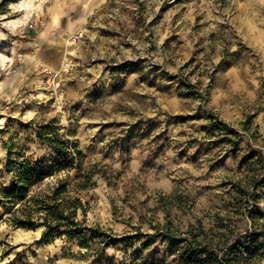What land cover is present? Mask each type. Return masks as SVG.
Wrapping results in <instances>:
<instances>
[{
  "label": "rangeland",
  "instance_id": "1",
  "mask_svg": "<svg viewBox=\"0 0 264 264\" xmlns=\"http://www.w3.org/2000/svg\"><path fill=\"white\" fill-rule=\"evenodd\" d=\"M19 1L0 4V264H139L137 251L162 249L142 245L166 222L184 230L218 214L235 234L250 227L233 187L250 175L247 145L264 155V0ZM214 119L242 134L235 156L206 133ZM55 138L93 171L79 220L137 239L100 252L96 239L84 248L12 225L8 150L41 160Z\"/></svg>",
  "mask_w": 264,
  "mask_h": 264
},
{
  "label": "trees",
  "instance_id": "2",
  "mask_svg": "<svg viewBox=\"0 0 264 264\" xmlns=\"http://www.w3.org/2000/svg\"><path fill=\"white\" fill-rule=\"evenodd\" d=\"M17 1L1 0L0 4ZM245 124L248 122L242 124L243 130L246 129ZM207 128L206 133L215 135L217 143L227 145L233 156L240 151L242 134L238 130L219 119H214ZM52 144L55 156L35 161L15 160L14 149L8 150L6 168L12 169L14 177L3 195L9 202L12 225L24 228L39 225L44 228L43 238L52 235L76 237L84 248H90L89 239H96L102 244L100 252L108 245H126L137 239L139 234L111 238L99 228L88 227L85 219L79 220V213L84 217L87 215V204L78 194L91 187L93 171L84 167V154L77 147L69 146L62 138H55ZM247 146V152L239 163L247 168L250 175L242 183L234 184L233 191H236L235 200L236 197L244 199L241 215L250 221V227L235 234L229 216L218 214L208 224L195 219L184 230L166 222L156 227L150 239L142 245L143 249H148L158 241L162 249L154 246L143 257L137 251L139 264H167L150 260L161 251L164 257L173 256L172 261L177 264H259L264 260V229L257 227L263 215L256 204L259 198L257 190L264 187V155L249 144ZM72 170L76 171L74 180H71Z\"/></svg>",
  "mask_w": 264,
  "mask_h": 264
},
{
  "label": "bare ground",
  "instance_id": "3",
  "mask_svg": "<svg viewBox=\"0 0 264 264\" xmlns=\"http://www.w3.org/2000/svg\"><path fill=\"white\" fill-rule=\"evenodd\" d=\"M33 0H24V1H21L19 3V7L21 9H24V8H29L30 7V3L32 2Z\"/></svg>",
  "mask_w": 264,
  "mask_h": 264
}]
</instances>
